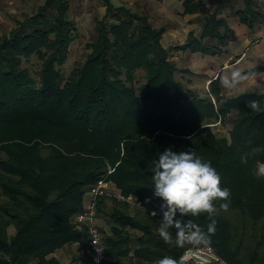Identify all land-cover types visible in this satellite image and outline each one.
Masks as SVG:
<instances>
[{
    "label": "trees",
    "instance_id": "obj_1",
    "mask_svg": "<svg viewBox=\"0 0 264 264\" xmlns=\"http://www.w3.org/2000/svg\"><path fill=\"white\" fill-rule=\"evenodd\" d=\"M242 1L235 10L231 0H216L200 39L191 34L186 44L165 49V28L101 0L105 15L95 19L96 39L68 77L61 68L77 32L68 0H45L0 39V264H60L58 251L86 239L75 218L90 187L105 178L159 213L100 199L106 264H154L201 246L168 245L158 233L163 201L154 195L149 165L165 149L196 151L231 190L230 207L215 215L216 232L206 244L225 264H264V177L254 174L264 162V92L225 99L218 77L201 98L177 77L190 71L171 60L178 52L216 56L220 50L204 41L223 47L229 8L249 30L263 25L254 1ZM200 2L183 0V15L197 14ZM32 59L39 63L34 75L24 67ZM139 72L144 83L137 85ZM247 72L264 73V65ZM250 100L259 111L248 107ZM232 115L229 138H218L211 125ZM256 148L262 150L253 153ZM222 202H215L218 209ZM177 219H191L205 232L210 223L207 214Z\"/></svg>",
    "mask_w": 264,
    "mask_h": 264
},
{
    "label": "clouds",
    "instance_id": "obj_2",
    "mask_svg": "<svg viewBox=\"0 0 264 264\" xmlns=\"http://www.w3.org/2000/svg\"><path fill=\"white\" fill-rule=\"evenodd\" d=\"M253 76L254 73L237 68L231 71L230 76L221 77L220 83L225 88L233 89ZM248 107L253 111L260 110L259 102L256 100L248 101ZM261 150L256 148L252 151L257 153ZM248 156V153L243 154L241 162L246 164ZM149 170L153 174L154 195L163 201L160 205L162 219L159 220L158 227V233L163 241L179 248L208 243L209 236L216 232L217 221L214 217L219 210L229 209L231 196L230 189L221 187V176L211 161H205L193 150L177 152L165 149L159 153L158 159L150 163ZM254 174L264 177V162H257ZM216 201H223L219 204V209ZM178 213L181 217L207 214L210 220L207 231L205 232L191 219L187 222L177 219ZM151 215L156 217L159 213L153 211ZM187 261V255L179 259L165 256L154 264H187Z\"/></svg>",
    "mask_w": 264,
    "mask_h": 264
},
{
    "label": "crops",
    "instance_id": "obj_3",
    "mask_svg": "<svg viewBox=\"0 0 264 264\" xmlns=\"http://www.w3.org/2000/svg\"><path fill=\"white\" fill-rule=\"evenodd\" d=\"M110 1L113 4L112 0ZM144 1L143 6H147L151 1V4L157 9L159 25L154 23V28H165L166 33L163 38L167 36L170 38V41H172L170 43L171 45L164 47L165 49L186 44L188 36L191 34L194 38L200 39L205 20L211 16L217 8L216 0H201L199 12L197 14L184 16L183 0ZM253 1L256 4V10L264 17V0ZM231 2H233V0H231ZM235 6L236 5H233L232 8L235 9ZM141 8L143 9L142 12L146 13L144 15L149 18V22H153V9L149 8L148 10L147 8L146 10V8L142 6ZM232 11L233 10L229 8L223 14V18L226 20L229 27V38L227 41L223 42V47L216 41H204L207 45H211L220 50L216 56L212 57L200 53L191 54L187 52L171 54V60L175 62L176 66L177 62L182 64L184 60H188L183 70L190 71V74H178L177 77L195 92L205 91L212 80L218 77L220 80L223 76H230L231 71L234 69L239 68L247 72L264 65V24L255 27L253 30H249L245 25L240 24L237 19L230 17ZM186 56H188V58H186ZM263 77L264 73H254L252 78L240 83L233 89L225 88L220 83L221 92L223 94H231V92L234 94L238 91L243 92L249 82L252 83L251 85L255 86ZM103 217L104 216L100 214L98 218L99 226L102 229H107V221L103 219ZM83 251L85 254L84 249Z\"/></svg>",
    "mask_w": 264,
    "mask_h": 264
},
{
    "label": "rangeland",
    "instance_id": "obj_4",
    "mask_svg": "<svg viewBox=\"0 0 264 264\" xmlns=\"http://www.w3.org/2000/svg\"><path fill=\"white\" fill-rule=\"evenodd\" d=\"M70 4L69 17L76 25V40L72 43L70 47V54L67 63L61 68L62 74L65 77L71 73V71L78 66L84 64L87 54L89 53L86 46L91 44L96 39V32L94 30L95 19L101 20L104 17L105 7L101 0H68ZM45 0H0V39L8 35V33L16 27L17 21H21L25 16H30L35 13L38 7L42 6ZM113 4L118 7H125L131 12L136 14H146L142 12V7L152 8L153 9V22H151L152 27L154 25H159L157 18V9L154 8V5L148 4L143 6L144 0H112ZM231 6L236 5L235 9H242L244 7L242 0H233L230 2ZM176 4V3H175ZM155 23V24H154ZM172 41L170 38L165 36L162 40V46L168 47L171 45ZM179 53V52H178ZM189 53V52H187ZM188 58V56H186ZM188 60H184L182 64L177 62V66L183 70L185 63ZM24 67L28 68L33 75L39 70V63L37 60L32 59L29 62H24ZM179 78V77H178ZM217 79V78H216ZM214 79V80H216ZM213 81V80H212ZM136 83L140 85L144 83L143 74L141 72L136 74ZM211 83V82H210ZM249 82L245 88V91L235 92L234 94L222 93V97L225 99L235 98L240 95L245 94H259L264 92V77L259 80L258 84L255 86L251 85ZM209 92V85L205 91H197L198 95L201 98L207 97ZM213 104L215 100L213 97H210ZM235 115H232L224 124H213L211 125L213 132L218 138H229V130L231 123L235 120ZM3 157L0 155V160ZM136 209L132 208L131 214H135ZM12 233V231H11ZM136 234V233H134ZM192 248V247H191ZM55 257L60 261V264H69L73 263V260L76 259L75 264H90L88 258L85 256L83 247L73 245L66 247L58 253L55 254Z\"/></svg>",
    "mask_w": 264,
    "mask_h": 264
},
{
    "label": "built area",
    "instance_id": "obj_5",
    "mask_svg": "<svg viewBox=\"0 0 264 264\" xmlns=\"http://www.w3.org/2000/svg\"><path fill=\"white\" fill-rule=\"evenodd\" d=\"M114 170L109 169L108 176L113 174ZM115 200L120 203L128 204L136 209H142L152 213L149 208L142 204L134 196H124L116 191L113 185L105 178L90 187L87 198L83 202L82 211L76 215L75 223L84 227L86 230V239L80 244L85 250V254L90 264H106L107 253L103 244V235L98 226L97 206L100 199ZM96 243H95V242ZM187 255V264H225L207 245L202 244L199 247L186 249L182 256Z\"/></svg>",
    "mask_w": 264,
    "mask_h": 264
}]
</instances>
